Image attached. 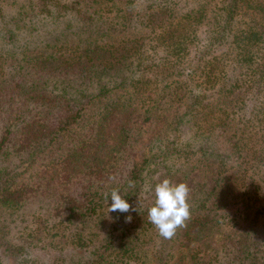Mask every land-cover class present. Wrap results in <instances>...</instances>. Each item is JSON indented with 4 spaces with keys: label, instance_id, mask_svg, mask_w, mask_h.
<instances>
[{
    "label": "trees",
    "instance_id": "1",
    "mask_svg": "<svg viewBox=\"0 0 264 264\" xmlns=\"http://www.w3.org/2000/svg\"><path fill=\"white\" fill-rule=\"evenodd\" d=\"M30 206L0 264H264V0H0L3 235Z\"/></svg>",
    "mask_w": 264,
    "mask_h": 264
},
{
    "label": "clouds",
    "instance_id": "2",
    "mask_svg": "<svg viewBox=\"0 0 264 264\" xmlns=\"http://www.w3.org/2000/svg\"><path fill=\"white\" fill-rule=\"evenodd\" d=\"M189 193L190 189L185 182L174 184L165 178L155 185V200L148 210V220L163 238H172L177 229L186 226L185 222L190 218ZM110 198L112 203L108 206V213L116 211L128 213L137 210L123 198L118 188L112 189ZM130 220L131 216L126 217V221Z\"/></svg>",
    "mask_w": 264,
    "mask_h": 264
},
{
    "label": "rangeland",
    "instance_id": "3",
    "mask_svg": "<svg viewBox=\"0 0 264 264\" xmlns=\"http://www.w3.org/2000/svg\"><path fill=\"white\" fill-rule=\"evenodd\" d=\"M28 209L29 211L25 214L23 223L17 224V225L12 224L11 226L12 230L9 231L7 235H3L0 229V253H2V255L10 256L11 251L14 252V248H13L14 244H18L24 241V237H20L18 236V234L19 232H22L24 224L28 225V227L30 228V225L32 223L31 221H33L34 219V217L32 216V209H34V206H30ZM37 219L38 218H35V220ZM40 229H41V224L39 223L38 228H35L33 239L38 237ZM26 240H29V239L26 238ZM42 243H46L47 250L41 248L39 245L33 246L32 254L45 260L46 264L55 263L58 258L57 249L50 247V244L47 242L46 238H44ZM67 252L68 251H66L65 253L67 254Z\"/></svg>",
    "mask_w": 264,
    "mask_h": 264
}]
</instances>
